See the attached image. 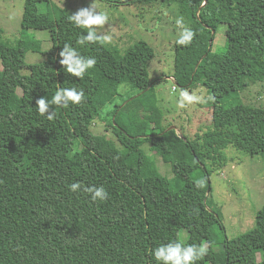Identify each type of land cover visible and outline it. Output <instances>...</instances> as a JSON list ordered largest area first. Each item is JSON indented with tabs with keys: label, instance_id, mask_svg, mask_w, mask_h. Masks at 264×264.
<instances>
[{
	"label": "trees",
	"instance_id": "obj_1",
	"mask_svg": "<svg viewBox=\"0 0 264 264\" xmlns=\"http://www.w3.org/2000/svg\"><path fill=\"white\" fill-rule=\"evenodd\" d=\"M161 1L178 2L196 33L189 46L175 42L173 77L180 88L208 91L214 128L197 139L164 123L149 71L156 52L147 42L125 54L99 41L80 45L86 30L51 0H26L20 38L0 39V60L12 79L11 86L0 81V264H160L153 250L169 242H208V255L196 264H264V207L251 230L230 240L220 213L207 203L210 168L226 165L229 148L264 156V108L239 99L264 81V0ZM221 25L227 26L226 46L214 51ZM31 30H48L52 47L43 50ZM65 44L95 58L83 79L60 64ZM29 52L45 60L28 64ZM124 84L135 91L128 99L139 95L126 104L119 92ZM60 88L83 90L85 97L67 108L52 105L49 120L36 101L51 100ZM98 118L113 130L121 152L93 133ZM146 143L179 181L144 175ZM77 182L103 186L107 199L70 191ZM184 229L186 242L179 237Z\"/></svg>",
	"mask_w": 264,
	"mask_h": 264
},
{
	"label": "rangeland",
	"instance_id": "obj_2",
	"mask_svg": "<svg viewBox=\"0 0 264 264\" xmlns=\"http://www.w3.org/2000/svg\"><path fill=\"white\" fill-rule=\"evenodd\" d=\"M26 0H0V39L15 42L20 38L22 19ZM43 2L46 0H37ZM63 9L68 15H73L81 9L90 7L95 3L99 12L108 15L107 23L97 29L100 37L110 36V47H117L122 54L138 41H145L152 46L156 56L151 62L149 71L152 79L157 80L155 90L159 99V106L164 112L167 123L178 128V132L188 139H197L214 128L213 111L207 107L209 94L203 86L186 88L190 94L198 97L191 104L186 103L184 108L178 106L180 88L173 91V74L175 59V42L180 29L175 24V19L183 16L187 27L191 26L190 20L182 12L181 6L176 1L163 2L150 0L132 5L112 4L102 0H51ZM226 25H221L213 50H221L226 46ZM37 39L42 41L43 50L52 47L51 35L48 30H31ZM45 56L41 53L29 52L26 57L28 64L42 63ZM29 74L28 69L22 71ZM0 81L12 85L11 76L5 70L0 60ZM119 92L127 101L139 96L138 94L128 99L135 91L129 85H122ZM23 94L22 89L17 90L18 98ZM239 99L244 103L264 108V81L253 83ZM122 103V99H118ZM125 102V103H126ZM106 113V111L104 112ZM171 126V127H172ZM92 131L98 136L105 137L107 141L114 142L115 149L121 152L122 145L116 139L113 130L107 126L103 119L95 120ZM149 156V161L144 164V175L161 174L169 179H177L173 174L170 164L163 161L161 156L154 152L150 143L143 145ZM183 154H188L182 145ZM226 165L224 167H211L210 178L212 192L207 203L209 209L220 213L228 239H236L255 226L257 213L264 207V156H250L233 148L226 151ZM178 180V179H177ZM176 180V181H177ZM179 181V180H178ZM180 240H188V231L182 230ZM220 250V248H217Z\"/></svg>",
	"mask_w": 264,
	"mask_h": 264
},
{
	"label": "clouds",
	"instance_id": "obj_3",
	"mask_svg": "<svg viewBox=\"0 0 264 264\" xmlns=\"http://www.w3.org/2000/svg\"><path fill=\"white\" fill-rule=\"evenodd\" d=\"M70 20L77 28L86 30V35L82 34L78 40L80 45L96 43L98 41L100 43H108L111 41L110 36L100 37L97 34V29L107 23L108 15L104 12L97 11L95 3L71 15ZM175 24L180 29L176 44L181 46L191 45L196 36L195 31L185 25L183 16L177 17ZM59 55L61 57L60 64L64 70L71 76L79 79H83L85 73L96 64L95 58L82 56L69 44L63 46ZM84 97L85 93L83 90L77 91L76 88H60L55 92L51 100H47L45 97L38 99L36 101V110L40 115H46L47 119L52 120L55 116V112L50 110L52 105L67 108L69 103L79 105ZM197 99L198 97L190 94L188 90L182 89L180 91L178 106L184 108L186 103L191 104ZM198 186L202 187L203 182H200ZM69 189L74 193L83 189L85 193L91 195L93 201L99 200L103 202L108 197V193L103 186L88 187L77 182L70 184ZM208 250V242L187 246L180 242H169L155 248L153 250V256L160 264H196L197 261L203 260L208 255Z\"/></svg>",
	"mask_w": 264,
	"mask_h": 264
},
{
	"label": "built area",
	"instance_id": "obj_4",
	"mask_svg": "<svg viewBox=\"0 0 264 264\" xmlns=\"http://www.w3.org/2000/svg\"><path fill=\"white\" fill-rule=\"evenodd\" d=\"M173 81H174V84H173V91L174 92H177L180 88H179V86L177 85V82H176V80L173 78Z\"/></svg>",
	"mask_w": 264,
	"mask_h": 264
},
{
	"label": "water",
	"instance_id": "obj_5",
	"mask_svg": "<svg viewBox=\"0 0 264 264\" xmlns=\"http://www.w3.org/2000/svg\"><path fill=\"white\" fill-rule=\"evenodd\" d=\"M214 33H215V32H214ZM135 98H136V97H135ZM135 98H133V99H135ZM133 99H132V100H133ZM127 102H129V101H127ZM127 102H126V103H127ZM126 103H125V104H126ZM169 130H178V128L175 127V126H172V127L169 128Z\"/></svg>",
	"mask_w": 264,
	"mask_h": 264
}]
</instances>
